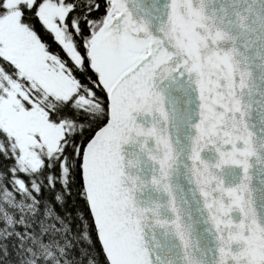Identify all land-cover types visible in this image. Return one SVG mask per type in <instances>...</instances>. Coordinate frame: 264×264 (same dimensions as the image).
<instances>
[{"label": "snow or ice", "instance_id": "6c2138e0", "mask_svg": "<svg viewBox=\"0 0 264 264\" xmlns=\"http://www.w3.org/2000/svg\"><path fill=\"white\" fill-rule=\"evenodd\" d=\"M0 264H264V0H0Z\"/></svg>", "mask_w": 264, "mask_h": 264}]
</instances>
